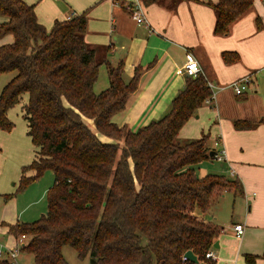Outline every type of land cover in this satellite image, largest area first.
I'll return each instance as SVG.
<instances>
[{
    "label": "trees",
    "instance_id": "16d2710c",
    "mask_svg": "<svg viewBox=\"0 0 264 264\" xmlns=\"http://www.w3.org/2000/svg\"><path fill=\"white\" fill-rule=\"evenodd\" d=\"M252 1L210 3L217 13L215 33L228 35ZM0 15L6 17L0 38L13 35V41L0 44V74L13 73L0 91V129L12 128L7 111L27 93V134L37 149L23 168L33 174H23L20 187L47 169L53 172L45 214L31 222L1 223L14 237L27 236L21 254L30 255L34 264H68L62 249L69 245L91 264H196L183 257L191 250L199 262L214 264L207 252L220 227L202 216L216 193L238 191L240 183L223 174L198 175L200 164L214 158L207 134L178 140L182 126L212 94L205 75L186 76L169 111L132 131L112 117L126 107L143 69L135 67L126 81L122 63L97 61L84 38L85 12L55 19L47 28L33 4L0 0ZM256 22L260 28L259 18ZM222 58L232 63L240 57L224 51ZM103 62L108 86L96 93L93 85ZM233 125L253 124L235 120ZM100 134L112 141H102ZM244 257L255 264L264 249Z\"/></svg>",
    "mask_w": 264,
    "mask_h": 264
},
{
    "label": "crops",
    "instance_id": "0c3cea01",
    "mask_svg": "<svg viewBox=\"0 0 264 264\" xmlns=\"http://www.w3.org/2000/svg\"><path fill=\"white\" fill-rule=\"evenodd\" d=\"M25 1L34 5L41 23L53 24L55 19H66L68 14L85 12L84 38L95 49L97 61L122 63L126 81L133 76L135 67L143 69L126 107L112 117L118 125L132 131L169 111L172 99L186 81V75L178 74L176 69L183 65L187 53L194 56L212 83L214 96L188 119L178 137L190 135L188 123L204 116L199 136L205 133L213 141L221 139L225 152L219 162L224 169L220 173L212 172L203 162L197 169L198 175L223 174L240 183V191L231 188L216 193L202 216L220 227L218 245L211 249L214 264H249L245 254L260 255L264 249V0H253L244 15L231 23L225 36L214 31L217 13L210 3L218 0ZM137 4L144 11L147 23L132 17L131 9ZM5 19L0 15V23ZM11 41V33L0 38V44ZM224 51L238 53L239 60L226 63L222 58ZM105 62L101 63L93 85L96 93L108 86ZM245 75L250 77V83L245 92L236 95L229 84ZM235 120L253 125L237 129L233 125ZM206 124H209L207 129ZM210 150L213 152L214 146ZM224 192L233 193L230 204ZM15 222L20 221L5 223ZM1 223L0 240L14 246L16 237ZM235 223L244 226L239 237L232 228ZM24 258L25 254H21L22 264L28 262ZM255 264H264V258L259 257Z\"/></svg>",
    "mask_w": 264,
    "mask_h": 264
},
{
    "label": "rangeland",
    "instance_id": "374dc122",
    "mask_svg": "<svg viewBox=\"0 0 264 264\" xmlns=\"http://www.w3.org/2000/svg\"><path fill=\"white\" fill-rule=\"evenodd\" d=\"M74 16V15H73ZM47 28L52 23L42 22ZM13 73L3 72L0 74V91L3 85L11 78ZM27 93H23L18 103L14 104L7 111V117L12 121L13 126L10 130L0 129V223L4 222H31L39 218L47 210V191L53 183V172L49 169L45 170L42 175L35 178L25 187H20V180L23 174L30 176L32 170L23 172V168L27 167L36 157L37 147L32 143L30 136L27 134V120L24 116L23 106L27 100ZM205 122L204 116L191 120L189 125L190 135L180 136L178 140L186 141L189 138H198ZM205 125V124H204ZM209 124H206V128ZM204 129V130H205ZM102 138L111 142L112 139L100 134ZM213 138H209L206 146L210 149L213 146ZM204 163L210 168V171L220 173L222 163L208 159ZM203 163V164H204ZM224 173V172H223ZM227 190V189H226ZM227 196L226 200L232 201L231 192H224ZM9 195L8 198L5 195ZM62 253L68 264H91L90 258L80 259L74 248L66 245L62 249ZM31 261L30 255L26 254L24 261Z\"/></svg>",
    "mask_w": 264,
    "mask_h": 264
},
{
    "label": "built area",
    "instance_id": "2783aa9c",
    "mask_svg": "<svg viewBox=\"0 0 264 264\" xmlns=\"http://www.w3.org/2000/svg\"><path fill=\"white\" fill-rule=\"evenodd\" d=\"M131 15L137 22L147 23L145 13L138 4L131 9ZM71 17H73V14H68L66 19H70ZM176 72L178 74L194 77L198 73H202V68L198 64L194 56L191 53H187L185 62L183 63V65H181L176 69ZM207 83L212 90V94L205 99V103H209L214 96V91H213L214 88L212 83H210L208 80ZM249 83H250V77L248 75H245L231 82L229 86L232 87L236 95H240L246 91ZM213 146H214L213 157L216 160L221 161L224 157V152H225L221 139L220 138L214 139ZM232 228L237 237L243 235L244 226L242 223H235L233 224ZM26 242H27V236L24 234L15 238L14 246H8L0 240V261H5L8 264H22L20 260L21 247L24 246ZM207 257L214 259V253L212 252L211 249L207 252ZM25 264H34V263L33 261H28Z\"/></svg>",
    "mask_w": 264,
    "mask_h": 264
},
{
    "label": "water",
    "instance_id": "95a60500",
    "mask_svg": "<svg viewBox=\"0 0 264 264\" xmlns=\"http://www.w3.org/2000/svg\"><path fill=\"white\" fill-rule=\"evenodd\" d=\"M209 154H210V156H212V155H213V152H210ZM217 245H218V244H217V242L215 241V242H214V246H217ZM183 257L186 258V259H188V260H190V261L193 262V263H196V264H207V263L202 262V261L199 262L197 256H196L191 250H187V251H185ZM90 262L92 263L93 260L90 259Z\"/></svg>",
    "mask_w": 264,
    "mask_h": 264
}]
</instances>
